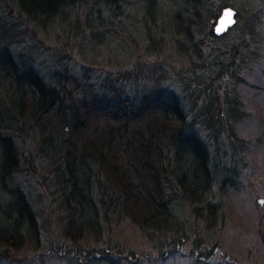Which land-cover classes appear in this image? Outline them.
Returning a JSON list of instances; mask_svg holds the SVG:
<instances>
[{
  "label": "trees",
  "instance_id": "obj_1",
  "mask_svg": "<svg viewBox=\"0 0 264 264\" xmlns=\"http://www.w3.org/2000/svg\"><path fill=\"white\" fill-rule=\"evenodd\" d=\"M143 1L154 57L161 59L163 36L172 33L179 52L201 63L173 78L164 63L100 72L102 80L78 76L67 61L69 40L85 37L84 25L88 40L107 36L88 9L79 12L82 0H0V260L28 243L37 250L58 228L65 238L52 243L57 251L124 220L142 233L149 255L163 260L185 240L189 215L198 236L201 226L209 233L220 228L215 192L229 178L220 138L232 155L244 142L232 125L244 100L232 98L231 80L256 57L220 41L234 27L213 33L219 12L210 0ZM36 175L37 201L17 181ZM43 197L54 212L43 211ZM177 205L186 213L180 218ZM110 246L103 252L123 254ZM194 246L197 257H209L203 245Z\"/></svg>",
  "mask_w": 264,
  "mask_h": 264
},
{
  "label": "rangeland",
  "instance_id": "obj_2",
  "mask_svg": "<svg viewBox=\"0 0 264 264\" xmlns=\"http://www.w3.org/2000/svg\"><path fill=\"white\" fill-rule=\"evenodd\" d=\"M143 2L116 0L115 6L111 7V0L106 2L107 5L102 0H82L81 4L84 5L80 6L79 12L88 9L93 15V23L97 22L98 28L107 29V36L99 42L88 40L90 29L83 24L85 37L69 40L67 61L76 75L83 73V76L89 75L88 78L102 80L104 74L100 72L132 70L135 67L146 69L148 65L164 63L171 67L170 76L173 78L177 71L187 70L193 64L202 62L201 58L194 59L186 53L181 54L172 33L164 32L163 41L167 45L163 44V53H160L163 55H157L161 59L154 57L152 51L147 49L153 32L152 29L148 30L149 27L145 28L144 15L139 12ZM225 6L235 10L237 25L227 31L220 41L226 48L236 46L241 52L245 50L254 54L256 59L231 80L236 82L234 93L237 96L232 98L244 100V111L232 125L235 135L245 143L242 142L239 153L232 155L225 136L220 138L222 169L229 178L224 191L215 192L218 200V231L209 233L207 226H201L198 236L196 218L189 215L185 221V240H180V247L174 253L158 260L154 254L149 255L150 251L143 246L142 233L129 220L109 228L104 226L99 236L89 233L78 241L67 240L69 244L57 251L50 248L53 244L60 245L65 238L58 228L42 239L37 250L28 243L17 252L8 253L6 259L0 260V264H109L107 260L118 264H128L127 261L132 264H264V0H210L213 11L220 13ZM116 12L119 14L118 20H112L114 17L111 13ZM125 25L128 26L127 35L126 30L123 31ZM49 41L57 45L52 39ZM201 49L203 53L207 50L209 61V44L204 42ZM18 179L37 201V192L41 190L37 175L33 178L20 176ZM39 204L43 211L54 212L51 202L45 197ZM177 209L178 218L186 214L181 206L177 205ZM56 221L57 217L53 223ZM204 232L208 233L205 237L202 235ZM195 244L203 245L210 252L209 257H197ZM109 246L110 249H122L124 252L119 256L120 253L113 250L103 252ZM75 249H84L86 252L80 255ZM93 249L94 257L99 260L96 263L89 260L88 251Z\"/></svg>",
  "mask_w": 264,
  "mask_h": 264
},
{
  "label": "water",
  "instance_id": "obj_3",
  "mask_svg": "<svg viewBox=\"0 0 264 264\" xmlns=\"http://www.w3.org/2000/svg\"><path fill=\"white\" fill-rule=\"evenodd\" d=\"M231 13L229 17L227 13ZM236 23L235 10L230 6H225L221 9L216 21L213 25V33L216 35H222L232 28Z\"/></svg>",
  "mask_w": 264,
  "mask_h": 264
},
{
  "label": "snow or ice",
  "instance_id": "obj_4",
  "mask_svg": "<svg viewBox=\"0 0 264 264\" xmlns=\"http://www.w3.org/2000/svg\"><path fill=\"white\" fill-rule=\"evenodd\" d=\"M227 15L230 17L231 16V13L229 12V13H227Z\"/></svg>",
  "mask_w": 264,
  "mask_h": 264
},
{
  "label": "flooded vegetation",
  "instance_id": "obj_5",
  "mask_svg": "<svg viewBox=\"0 0 264 264\" xmlns=\"http://www.w3.org/2000/svg\"><path fill=\"white\" fill-rule=\"evenodd\" d=\"M234 27V26H233Z\"/></svg>",
  "mask_w": 264,
  "mask_h": 264
}]
</instances>
